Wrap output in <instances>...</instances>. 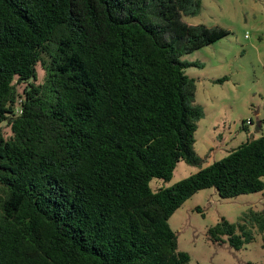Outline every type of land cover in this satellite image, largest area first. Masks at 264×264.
Instances as JSON below:
<instances>
[{"label":"trees","instance_id":"trees-1","mask_svg":"<svg viewBox=\"0 0 264 264\" xmlns=\"http://www.w3.org/2000/svg\"><path fill=\"white\" fill-rule=\"evenodd\" d=\"M192 7L0 0V264H190L170 226L187 200L264 191V134L152 189L199 164L204 111L185 72L198 63L182 58L229 34L183 22ZM252 216L264 231V210ZM236 231L222 219L209 235L239 250L252 237Z\"/></svg>","mask_w":264,"mask_h":264},{"label":"rangeland","instance_id":"rangeland-1","mask_svg":"<svg viewBox=\"0 0 264 264\" xmlns=\"http://www.w3.org/2000/svg\"><path fill=\"white\" fill-rule=\"evenodd\" d=\"M199 1L200 7H192L182 21L229 32L182 58L198 63L185 72L196 81L191 104L204 111L194 145L199 164L179 162L170 181H152L154 191L173 186L264 134V0ZM37 72L38 83H43L45 72L40 64ZM223 78L227 80L217 82ZM263 210L264 191L226 199L210 188L187 200L170 219V226L177 235L178 250L189 254L190 264H264V231L252 216ZM222 219L235 225L243 240L250 235L252 241L239 250L232 247L228 236L214 242L209 230Z\"/></svg>","mask_w":264,"mask_h":264},{"label":"crops","instance_id":"crops-1","mask_svg":"<svg viewBox=\"0 0 264 264\" xmlns=\"http://www.w3.org/2000/svg\"><path fill=\"white\" fill-rule=\"evenodd\" d=\"M251 123H252V121H250ZM261 126L259 127V128H256V132H259L260 130H261ZM250 134V133H249ZM251 135V134H250ZM260 137V136H259ZM259 137H256V138H254V139H257V138H259Z\"/></svg>","mask_w":264,"mask_h":264},{"label":"built area","instance_id":"built-area-1","mask_svg":"<svg viewBox=\"0 0 264 264\" xmlns=\"http://www.w3.org/2000/svg\"><path fill=\"white\" fill-rule=\"evenodd\" d=\"M251 122L250 121H247V124L249 125Z\"/></svg>","mask_w":264,"mask_h":264}]
</instances>
